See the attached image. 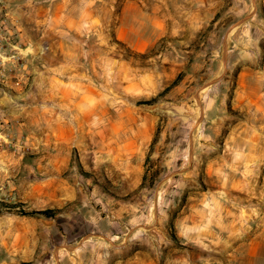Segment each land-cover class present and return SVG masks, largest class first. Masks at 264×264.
<instances>
[{"label": "rangeland", "instance_id": "1", "mask_svg": "<svg viewBox=\"0 0 264 264\" xmlns=\"http://www.w3.org/2000/svg\"><path fill=\"white\" fill-rule=\"evenodd\" d=\"M146 1L162 5L158 17L165 30L159 40L142 54L112 45L144 71L152 67L158 82L157 89L143 87L134 99L136 117L155 120L140 189L125 195L122 174L108 178L84 168L80 153L90 160L89 151L74 150L72 160L61 163L62 175L55 173L61 159L48 156L53 144L10 135L0 120V264H125L152 257L168 264L174 249L198 257L197 246L179 235L176 218L188 199L217 187L206 164L222 154L226 136L253 117L257 98L264 103V0ZM3 4L0 91L6 94L5 77L13 70L6 63L17 31ZM41 149L44 158L35 153ZM87 179L110 201L60 204L66 188L56 187H78ZM40 183L46 204L35 205L33 187ZM215 255L207 250V262Z\"/></svg>", "mask_w": 264, "mask_h": 264}, {"label": "crops", "instance_id": "2", "mask_svg": "<svg viewBox=\"0 0 264 264\" xmlns=\"http://www.w3.org/2000/svg\"><path fill=\"white\" fill-rule=\"evenodd\" d=\"M3 3L17 31L6 63L13 68L5 77L7 92L0 91L4 131L53 144L55 152L48 156L61 159L54 171L61 175V163L71 161L74 150L89 151L90 160L80 153L84 168L108 178L122 174L125 195L136 192L155 120L149 115L138 119L134 99L143 87L157 89L158 82L152 67L144 71L135 58L115 52L112 45L121 43L139 54L149 50L165 30L158 17L162 5L146 0ZM258 100L253 117L228 134L222 154L206 164L205 172L220 183L208 187L209 194L199 191L198 197L188 199L187 210L176 218L179 235L197 246L198 257L174 249L168 264H264V103ZM44 152L35 153L44 158ZM64 184L55 188H66L60 204L74 201L83 207L110 201L88 179L78 187ZM43 193L41 183L33 187L35 205L46 204ZM207 250L216 253L211 263ZM125 264L160 263L152 257Z\"/></svg>", "mask_w": 264, "mask_h": 264}, {"label": "trees", "instance_id": "3", "mask_svg": "<svg viewBox=\"0 0 264 264\" xmlns=\"http://www.w3.org/2000/svg\"><path fill=\"white\" fill-rule=\"evenodd\" d=\"M27 214H31V213H27Z\"/></svg>", "mask_w": 264, "mask_h": 264}]
</instances>
